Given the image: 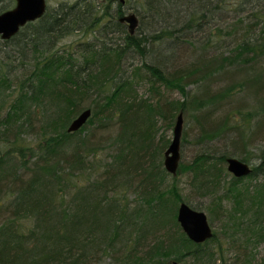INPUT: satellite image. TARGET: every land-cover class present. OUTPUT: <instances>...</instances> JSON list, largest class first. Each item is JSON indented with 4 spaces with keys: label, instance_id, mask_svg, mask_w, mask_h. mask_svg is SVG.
<instances>
[{
    "label": "trees",
    "instance_id": "obj_1",
    "mask_svg": "<svg viewBox=\"0 0 264 264\" xmlns=\"http://www.w3.org/2000/svg\"><path fill=\"white\" fill-rule=\"evenodd\" d=\"M125 1L131 32L112 0H45L2 39L12 53L0 64V264H262L251 248L264 239V0ZM178 112L202 149L188 164L179 152L169 173ZM231 156L251 172L230 174ZM177 171L207 206L186 203ZM180 201L221 218L226 250L215 230L186 238Z\"/></svg>",
    "mask_w": 264,
    "mask_h": 264
},
{
    "label": "water",
    "instance_id": "obj_2",
    "mask_svg": "<svg viewBox=\"0 0 264 264\" xmlns=\"http://www.w3.org/2000/svg\"><path fill=\"white\" fill-rule=\"evenodd\" d=\"M11 7L0 11V39H7L18 31V27L26 22L38 19L45 9L44 0H12ZM128 23L129 31H132L136 26V17L132 13L126 14L119 18ZM89 108L79 111L74 118H72L66 127L67 131H74L84 124L89 116ZM181 113L178 112L175 116V122L171 128L172 135L170 142L163 151V167L165 171L173 173L177 167V160L179 156L178 145L181 132ZM226 170L235 177H243L251 172L250 166L244 160H239L236 157H225ZM175 213L178 226L182 229L186 238L195 243L210 238L212 228L208 223L207 216L203 210H198L185 202H178ZM264 257V256H263ZM264 264V258L262 260Z\"/></svg>",
    "mask_w": 264,
    "mask_h": 264
},
{
    "label": "rangeland",
    "instance_id": "obj_3",
    "mask_svg": "<svg viewBox=\"0 0 264 264\" xmlns=\"http://www.w3.org/2000/svg\"><path fill=\"white\" fill-rule=\"evenodd\" d=\"M55 0H46V3L47 4H52ZM68 1H71V0H68ZM12 4H13V1H12ZM131 10V9H130ZM128 10V11H130ZM77 35H71V36H68L67 38H65L63 41L64 42H71L75 39H77ZM11 47L8 45H4V43L2 42V39H0V64L1 65H4L6 63H8L7 61L4 60V53L3 51H6V52H9V53H12ZM191 87V86H189ZM137 88V92L138 94H142L144 93L145 91V86H144V83L143 81H140V83L137 84L136 86ZM165 95L167 97H170V98H178L179 100L182 99V97L180 96V94L178 93L177 90H172V91H168V92H165ZM184 115V114H183ZM184 118V117H183ZM184 120H186L185 118L183 119V123L182 124H185V127L187 128V134L186 136L184 137V142L182 140V142L179 144V147H178V151L180 152V157H179V162H182L183 164H188V162L190 161V159L195 155V154H198V152L201 151L202 149V145H196L194 143V137H195V131H194V127L192 125V123H190L189 121L188 122H185ZM187 121V120H186ZM168 134V138H171V135H172V131H167ZM166 133V134H167ZM180 140V139H179ZM180 140V141H181ZM187 178H188V174L187 173H184V172H181V171H177V174L174 175V181L175 184H177V187H178V192L179 194L181 195V197H183L185 200H186V203L188 204H198V205H201V206H207V204L209 203L210 201V196L209 195H206V194H198V190L196 191L195 188L191 187L189 184H187ZM260 177H258L259 179ZM212 187L215 188V193L219 194L220 191H221V187H222V184H215L213 185ZM201 210L204 211L205 213V216H207V220H208V223L210 224L212 230H215L218 235L220 236V239H221V244H222V247L224 250L227 249V245L223 239V235H222V232L220 231V226L221 224L223 223L221 218L218 217V215L216 213H212L211 215L213 216L212 218V221L210 220L209 222V217H211L210 215H207V212L205 210V208H202L201 207ZM251 253H252V257H253V261L254 262H257V261H261L264 257V239L263 240H260L257 242L256 245H254L252 248H251ZM227 254V253H226ZM107 261H110V258H108L107 256H105L103 259L100 260V263L104 264L105 262Z\"/></svg>",
    "mask_w": 264,
    "mask_h": 264
},
{
    "label": "flooded vegetation",
    "instance_id": "obj_4",
    "mask_svg": "<svg viewBox=\"0 0 264 264\" xmlns=\"http://www.w3.org/2000/svg\"><path fill=\"white\" fill-rule=\"evenodd\" d=\"M44 2H45V0H44ZM112 2L115 3V5H113V8H112L113 11L116 9L114 11L115 12V14H114L115 15V19H117L120 23H123L124 26L126 27V29L129 31L128 23L125 22L124 20H119V18H121L123 16H126V14H128V13H132V14L135 15L136 21H137V16H136L135 12L132 11L131 5L128 4L127 1H125V0H112ZM128 10H130V11H128ZM136 25H137V23H136ZM129 32H131V31H129Z\"/></svg>",
    "mask_w": 264,
    "mask_h": 264
}]
</instances>
